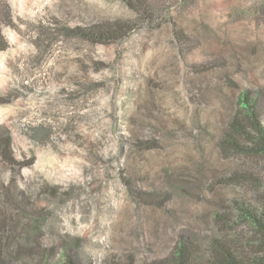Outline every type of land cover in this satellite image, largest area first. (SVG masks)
I'll return each instance as SVG.
<instances>
[{
	"label": "rangeland",
	"instance_id": "374dc122",
	"mask_svg": "<svg viewBox=\"0 0 264 264\" xmlns=\"http://www.w3.org/2000/svg\"><path fill=\"white\" fill-rule=\"evenodd\" d=\"M146 1L156 21L105 46L71 32L136 20L120 0H6L0 128L23 166L0 164V185L30 220L20 243L0 247V264H158L181 236L207 249L221 234L262 255L248 225L221 231L214 215L236 218L233 201L264 209V161L219 151L221 111L192 102L191 57L170 18L201 37L195 56L222 54V103L246 93L264 123V0ZM137 134L159 148L137 152ZM138 192L166 202L146 205Z\"/></svg>",
	"mask_w": 264,
	"mask_h": 264
},
{
	"label": "trees",
	"instance_id": "16d2710c",
	"mask_svg": "<svg viewBox=\"0 0 264 264\" xmlns=\"http://www.w3.org/2000/svg\"><path fill=\"white\" fill-rule=\"evenodd\" d=\"M132 11L136 20L98 21L89 27L76 28L71 35L92 44L113 45L128 38L138 27L139 23L147 22L152 24L156 21L154 12H159L158 7H151L146 0H120ZM174 26L172 31L175 41L178 44L181 55H188L191 59L186 66L194 78L190 84L193 88L190 94L192 102L199 104L211 102L220 109L219 120L222 122V129L218 137V149L221 154H230L244 158H256L264 161V123L259 112L258 101L249 100L248 95L240 93L232 95L222 103V54L210 52L195 56L193 47L203 42L200 36H191L185 28H179L180 18H170ZM10 24V10L6 0H0V51L7 48V43L2 33L3 25ZM178 27V28H177ZM227 84H231L226 82ZM223 90V92H222ZM226 93V92H225ZM226 98V97H225ZM7 101L0 98V104ZM222 105L224 107L222 113ZM134 126L143 123L141 118L136 116L133 120ZM133 146L139 153L158 149V143L154 139H142L139 134L135 136ZM0 164L14 173L22 168L14 154L13 140L10 133L0 128ZM244 181L247 179L241 176ZM257 182V180H255ZM1 182V180H0ZM1 184V183H0ZM0 185V247H13L16 241L20 243L19 230L20 220L29 219L27 209L13 198L8 197ZM137 198L144 204L156 208H162L166 202L165 195H152L148 192H138ZM233 212L237 215L233 218L229 213L219 212L214 215V223L222 231H233L239 225H248L258 236L264 246V209L252 207L244 201H233ZM229 208H226L228 211ZM19 222V223H18ZM207 249L192 237H180L174 247L171 257L158 264H264V247L262 255L248 254L247 249L242 247L240 241L221 236L213 238L207 244ZM246 248V249H245ZM68 264H73L71 261Z\"/></svg>",
	"mask_w": 264,
	"mask_h": 264
}]
</instances>
